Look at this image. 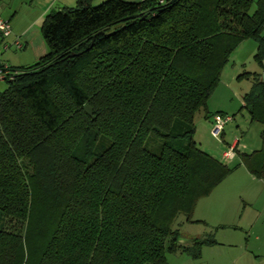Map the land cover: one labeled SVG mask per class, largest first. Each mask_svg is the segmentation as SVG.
<instances>
[{
    "label": "trees",
    "instance_id": "1",
    "mask_svg": "<svg viewBox=\"0 0 264 264\" xmlns=\"http://www.w3.org/2000/svg\"><path fill=\"white\" fill-rule=\"evenodd\" d=\"M77 0L47 13V52L0 93V264H166L178 215L236 167L264 183V82L242 107L259 148L222 164L192 139L241 42L264 59V0ZM90 106L91 118L83 112ZM204 119H209L205 112Z\"/></svg>",
    "mask_w": 264,
    "mask_h": 264
},
{
    "label": "crops",
    "instance_id": "2",
    "mask_svg": "<svg viewBox=\"0 0 264 264\" xmlns=\"http://www.w3.org/2000/svg\"><path fill=\"white\" fill-rule=\"evenodd\" d=\"M76 1L2 0L0 18L8 22L11 33L3 40L0 39V53L2 54L9 49L10 44L16 38L21 47L17 50L11 47L20 53L13 56L8 55L4 61L0 59V65L5 64L11 69L27 68L43 58L47 52V47L41 39L39 28L44 16L54 10L76 5ZM3 44L9 45L7 49H2ZM214 114L223 115L219 112H214L212 115ZM212 115L209 116L212 117ZM210 117L207 119L209 127ZM200 150L206 152L203 148ZM236 152L235 159L238 161V155L242 152L240 149H237ZM252 186L259 187L264 193V183L250 177L242 165L234 168L226 179L213 189L211 194L195 203L196 206L191 215L193 222L191 224L184 222L185 227H187L185 229H188L186 231L189 245L185 241H177V244L186 247L191 246L192 239L201 240L204 234L210 231L209 234L215 245L203 247L201 251L208 250L207 255L200 252L201 257L194 260L200 261L208 256L204 264H264V197L259 195L254 197V201H247L242 196L243 193H246L249 197ZM237 200H240V203H247L248 211H245V208H242L238 213H235L232 208L228 210L229 205ZM257 203L262 205L255 210L252 209ZM206 207L208 209L203 212ZM171 255L169 254V256ZM172 256L170 260L173 264L176 262L180 264L181 261L188 262L191 259L184 254Z\"/></svg>",
    "mask_w": 264,
    "mask_h": 264
},
{
    "label": "rangeland",
    "instance_id": "3",
    "mask_svg": "<svg viewBox=\"0 0 264 264\" xmlns=\"http://www.w3.org/2000/svg\"><path fill=\"white\" fill-rule=\"evenodd\" d=\"M1 1L2 0H0V3ZM130 1L136 0H125V2ZM256 1L257 0H252L251 5L248 9V14L252 13L255 10L254 3ZM104 2L105 0H93L92 6H96ZM262 35L264 36V27L262 30ZM255 50V43L250 40H248L247 42H241L235 48V51H233V53L228 58V63L223 67V70L220 73L221 76L218 79L214 90L211 91V95L207 100L208 102L207 104H205V111L199 109L195 117V130L192 135V139L195 141V144L199 147V149L203 148L204 150H206V153H209L208 155L210 157L212 156L213 158L220 161L222 164H226L230 167L238 163L237 159H234L231 162L224 163L221 161L220 155H222V153L226 150L227 146L230 145L232 142L237 141V149H240L242 153L247 154H251L260 146L259 134L262 131L263 127L255 122L250 123L248 113L246 112L245 108L242 107V97L246 95L251 89V84L255 76L254 74H262L258 65L256 64V61L253 59ZM18 53H20V51H14V49H11L10 47L2 54L0 53V59L1 61H4V59H6V56L17 55ZM6 87V82H0V93L5 91ZM205 112L208 115H212L214 112H219L223 114L221 115L222 117H228V121L225 123L221 138H211L209 134L211 127H209L207 119L203 118V116H205ZM197 119L199 120L198 122ZM250 190L251 192L249 197L246 193L242 194L244 200L254 201V197L259 195H261V197H264V193H262V190L259 187L252 186ZM248 198H250L251 200H248ZM234 203L229 205L228 210L232 208L235 210V213H238L242 210V208H245V211H248L247 203H240V200H237L236 202L234 201ZM233 205L234 207H232ZM260 205L262 204L257 203L252 209L255 210V208L257 209ZM207 209L208 208L206 207L203 212H205ZM184 220L185 218H183L182 215H178L177 219L171 225V229L179 231L177 239L178 242L185 241V243L188 244L187 239L189 238L187 237L188 234L186 231L188 229H185L187 227H185L184 225ZM209 232L210 231L205 233L204 236L209 234ZM207 251L208 250H205L203 252L200 250L203 255H207ZM171 256H169V254H166V264H173L170 260ZM207 257L208 256H205V258L200 261H196L197 259H190L191 261L189 260L188 262L181 261L180 264H204V261ZM175 264L179 263L176 262Z\"/></svg>",
    "mask_w": 264,
    "mask_h": 264
},
{
    "label": "built area",
    "instance_id": "4",
    "mask_svg": "<svg viewBox=\"0 0 264 264\" xmlns=\"http://www.w3.org/2000/svg\"><path fill=\"white\" fill-rule=\"evenodd\" d=\"M10 27L8 22L5 19L0 18V39L3 40L4 38L8 37L10 34ZM11 47L14 49H19L21 44L19 43L18 39L16 38L11 44ZM9 45L3 44L2 49H7ZM14 74L12 71L8 69L7 65H0V82L4 81L5 79L10 80ZM228 121V117H222L220 114H214L210 117V131L209 134L211 138L219 139L222 136L223 129L225 127V123ZM238 147V142L234 141L231 145H228L226 150L220 155L221 161L224 163L231 162L236 158V150Z\"/></svg>",
    "mask_w": 264,
    "mask_h": 264
},
{
    "label": "water",
    "instance_id": "5",
    "mask_svg": "<svg viewBox=\"0 0 264 264\" xmlns=\"http://www.w3.org/2000/svg\"><path fill=\"white\" fill-rule=\"evenodd\" d=\"M174 0H170L169 2H173ZM261 76H260V83L264 82V59H262L261 63ZM90 106L88 105H84L83 107V112L87 115V116H90L91 118V110L89 108Z\"/></svg>",
    "mask_w": 264,
    "mask_h": 264
}]
</instances>
